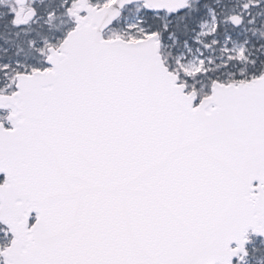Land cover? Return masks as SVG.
I'll return each instance as SVG.
<instances>
[{"label": "snow or ice", "instance_id": "6c2138e0", "mask_svg": "<svg viewBox=\"0 0 264 264\" xmlns=\"http://www.w3.org/2000/svg\"><path fill=\"white\" fill-rule=\"evenodd\" d=\"M0 264H264V0H0Z\"/></svg>", "mask_w": 264, "mask_h": 264}]
</instances>
